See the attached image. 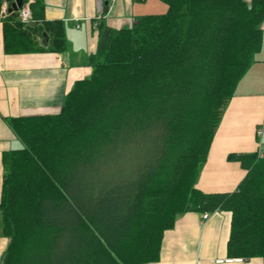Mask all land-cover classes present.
I'll use <instances>...</instances> for the list:
<instances>
[{
    "label": "trees",
    "instance_id": "trees-1",
    "mask_svg": "<svg viewBox=\"0 0 264 264\" xmlns=\"http://www.w3.org/2000/svg\"><path fill=\"white\" fill-rule=\"evenodd\" d=\"M32 1L24 24L14 0H0L5 52H65V24ZM160 1L164 15L99 25L92 75L60 114L10 119L23 148L3 160L2 264L155 263L165 232L189 211L230 212L229 256L264 258V158L231 157L247 172L234 192L195 187L261 51L264 0Z\"/></svg>",
    "mask_w": 264,
    "mask_h": 264
},
{
    "label": "crops",
    "instance_id": "crops-1",
    "mask_svg": "<svg viewBox=\"0 0 264 264\" xmlns=\"http://www.w3.org/2000/svg\"><path fill=\"white\" fill-rule=\"evenodd\" d=\"M154 3L156 0H45L46 20L65 24L68 45L63 53L7 54L0 23V203L4 155L23 148L10 119L60 114L74 85L92 75L90 58L99 45V25L104 23L112 30L130 28L143 17L158 16L151 7ZM262 29L261 51L229 102L196 180L195 187L203 193L234 192L247 172L231 157L256 154L260 144L264 150V134L262 139L257 136L264 124V23ZM203 215L195 211L179 215L174 228L164 234L159 260L150 264H264L261 257L229 256L230 212L212 213L208 220ZM8 245L0 210V264Z\"/></svg>",
    "mask_w": 264,
    "mask_h": 264
},
{
    "label": "built area",
    "instance_id": "built-area-1",
    "mask_svg": "<svg viewBox=\"0 0 264 264\" xmlns=\"http://www.w3.org/2000/svg\"><path fill=\"white\" fill-rule=\"evenodd\" d=\"M32 0H29L27 3L24 4L21 10H19V18L22 23L24 24H30L32 22V13L30 9V4L32 3ZM7 9L6 7L3 9V14H6ZM264 134V124L259 130L257 131V136L259 139H262ZM261 143V142H260ZM259 158H264V150L261 148V144L259 145V151H258ZM210 217V213H204L203 220H208Z\"/></svg>",
    "mask_w": 264,
    "mask_h": 264
},
{
    "label": "rangeland",
    "instance_id": "rangeland-1",
    "mask_svg": "<svg viewBox=\"0 0 264 264\" xmlns=\"http://www.w3.org/2000/svg\"><path fill=\"white\" fill-rule=\"evenodd\" d=\"M6 7V9L8 8V5L7 3H5L3 5V8H2V13H3V9ZM152 9H154V13L156 15H164L167 13L168 11V7L167 5H165L164 3H162L160 0H156V3L152 4L151 5Z\"/></svg>",
    "mask_w": 264,
    "mask_h": 264
},
{
    "label": "water",
    "instance_id": "water-1",
    "mask_svg": "<svg viewBox=\"0 0 264 264\" xmlns=\"http://www.w3.org/2000/svg\"><path fill=\"white\" fill-rule=\"evenodd\" d=\"M27 0H14L10 12H19L22 9ZM43 44H47V40L43 41Z\"/></svg>",
    "mask_w": 264,
    "mask_h": 264
}]
</instances>
